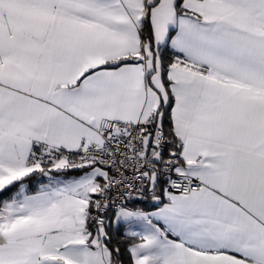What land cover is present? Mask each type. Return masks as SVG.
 Instances as JSON below:
<instances>
[{
  "label": "snow or ice",
  "instance_id": "obj_1",
  "mask_svg": "<svg viewBox=\"0 0 264 264\" xmlns=\"http://www.w3.org/2000/svg\"><path fill=\"white\" fill-rule=\"evenodd\" d=\"M0 264H264V0H0Z\"/></svg>",
  "mask_w": 264,
  "mask_h": 264
}]
</instances>
